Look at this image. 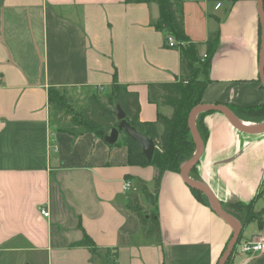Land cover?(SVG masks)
Listing matches in <instances>:
<instances>
[{
	"label": "crops",
	"instance_id": "obj_1",
	"mask_svg": "<svg viewBox=\"0 0 264 264\" xmlns=\"http://www.w3.org/2000/svg\"><path fill=\"white\" fill-rule=\"evenodd\" d=\"M183 2L186 35L202 44V58L209 36H218L210 68L199 75L208 80L202 105L225 106L240 120L233 109L264 104L258 0ZM158 18L155 3L0 0V264H218L233 229L181 173L161 179L162 245L146 242L127 203L138 197L151 208L140 187L144 181L153 190L155 169L130 165L128 148L114 146L121 135L110 145L93 133L73 137L50 127L49 87L107 93L114 77L138 94L141 122L172 115L149 100L150 83L183 75L180 47L166 45L153 25ZM203 122L208 137L190 177L221 205L259 195L254 211L264 221V132L244 133L221 112H208ZM236 219L243 240L264 235L257 222L244 227ZM85 233L99 255L73 247ZM231 264H264V252H236Z\"/></svg>",
	"mask_w": 264,
	"mask_h": 264
},
{
	"label": "trees",
	"instance_id": "obj_2",
	"mask_svg": "<svg viewBox=\"0 0 264 264\" xmlns=\"http://www.w3.org/2000/svg\"><path fill=\"white\" fill-rule=\"evenodd\" d=\"M125 1L128 4H157L159 18L153 24L155 29L164 34L165 41L166 37L171 35L179 43H185L179 49L182 78L177 82L150 83L148 85L150 102L158 106L170 107L173 110L172 115L167 117L159 113L155 122H141L138 94L129 91L126 85L120 84L117 78L114 77L107 93L106 91H100L98 88L83 87L86 93L83 94L82 100L76 97L75 89L69 91L64 87H49L50 127L54 132L66 133L73 137L93 133L104 140L105 136L119 124L115 114L116 105H119L125 113L126 120L139 133L154 141L156 151L152 162H148L140 146L128 137L124 131H120L122 138L114 146L123 144L128 148L130 165L138 167L152 166L156 171L153 190L150 191L144 181H141L140 187L142 195L151 205V208H145L138 197L130 199L127 208L138 218L144 240L162 245V231L157 204L161 179L167 171L181 173L182 165L188 162L196 152V146L189 127V115L195 107L203 104V95L208 80H201L199 75L207 73L210 68L213 53L218 46V36L215 34L209 36L204 44L207 49V57L202 58L199 52L202 44L190 41L185 32L183 0ZM102 97L105 98L104 101ZM232 111L240 120L246 118L257 124L264 123V104L236 108ZM206 114L208 112L201 113L196 118V128L203 142L208 137V131L203 122V117ZM160 127L163 128L162 132L159 131ZM190 176L196 178V166L191 170ZM190 189L200 201L210 205L205 194L193 188ZM258 198L259 195L249 204L238 202L223 204L222 207L228 214L240 219L244 227L251 222H257L260 228H264L263 213L254 211ZM242 240L243 234L241 233L238 243ZM73 247L86 248L94 256L99 255L100 252L95 242L86 233ZM236 252L237 245L226 264H231ZM103 263L106 264L105 258Z\"/></svg>",
	"mask_w": 264,
	"mask_h": 264
},
{
	"label": "water",
	"instance_id": "obj_3",
	"mask_svg": "<svg viewBox=\"0 0 264 264\" xmlns=\"http://www.w3.org/2000/svg\"><path fill=\"white\" fill-rule=\"evenodd\" d=\"M258 7H259V13L261 18V25H262V47H261V55H260V66H261V78L262 83L264 85V0H258ZM204 112H221L224 114L230 121V123L237 128L238 130L248 133V134H260L264 132V124L262 126L256 127V126H248L245 123L238 120L235 115L225 106L221 105H199L195 107L190 115H189V127L193 136V140L196 146V152L194 156L186 163H184L181 167V175L184 181L187 183V185L190 188H193L207 196L209 199V202L216 212V214L221 217L223 220H225L233 229V236L231 240L229 241L227 248L223 255L221 256L218 264H226V262L231 257L234 248L236 247L238 240L240 238V235L242 233V226L240 222L233 217L232 215L228 214L218 201V199L215 197L213 192L205 185H203L200 182H197L193 180L190 177V172L196 166L198 163V160L200 159L204 144L202 141V138L200 137L198 130L196 128V118L199 114ZM115 114L117 116V119L119 121V124L117 127H114L112 131L105 136V141L110 144L114 145L120 135V131H124L125 134L130 137L132 140H134L141 148L142 153L147 158L148 162H152L154 153L156 151V145L154 141L141 133H139L127 120L125 113L121 109L119 105H116Z\"/></svg>",
	"mask_w": 264,
	"mask_h": 264
},
{
	"label": "built area",
	"instance_id": "obj_4",
	"mask_svg": "<svg viewBox=\"0 0 264 264\" xmlns=\"http://www.w3.org/2000/svg\"><path fill=\"white\" fill-rule=\"evenodd\" d=\"M166 45L169 48H176L184 46L185 43H179L173 36L169 35L166 37ZM103 91L102 88L99 89ZM130 187V183L126 182L124 188L128 189ZM41 214L45 217L49 216V213L44 209L41 211ZM264 252V235H260L254 237L249 240H242L240 243L237 244V253L242 255H252L257 253Z\"/></svg>",
	"mask_w": 264,
	"mask_h": 264
},
{
	"label": "rangeland",
	"instance_id": "obj_5",
	"mask_svg": "<svg viewBox=\"0 0 264 264\" xmlns=\"http://www.w3.org/2000/svg\"><path fill=\"white\" fill-rule=\"evenodd\" d=\"M75 94H76V97H77L79 100H82L83 95H82L81 92L76 91ZM255 212H256V211H255ZM248 232H249V231H247V233H248ZM101 260L104 261V258L101 259ZM103 261H102V264H104ZM96 262H97V263H95V264H99V263H100V259H99V258H96Z\"/></svg>",
	"mask_w": 264,
	"mask_h": 264
}]
</instances>
